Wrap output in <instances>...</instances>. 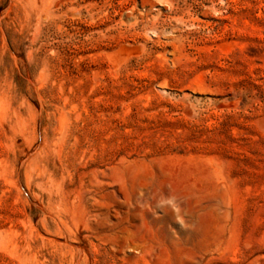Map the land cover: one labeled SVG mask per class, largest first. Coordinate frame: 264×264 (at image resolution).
<instances>
[{
	"label": "rangeland",
	"instance_id": "1",
	"mask_svg": "<svg viewBox=\"0 0 264 264\" xmlns=\"http://www.w3.org/2000/svg\"><path fill=\"white\" fill-rule=\"evenodd\" d=\"M0 264H264V0H0Z\"/></svg>",
	"mask_w": 264,
	"mask_h": 264
}]
</instances>
